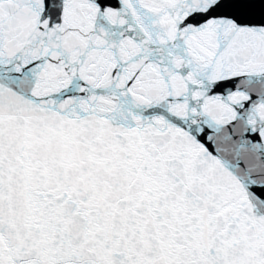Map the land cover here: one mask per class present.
<instances>
[{
	"label": "snow or ice",
	"instance_id": "6c2138e0",
	"mask_svg": "<svg viewBox=\"0 0 264 264\" xmlns=\"http://www.w3.org/2000/svg\"><path fill=\"white\" fill-rule=\"evenodd\" d=\"M0 264H264V0H0Z\"/></svg>",
	"mask_w": 264,
	"mask_h": 264
}]
</instances>
